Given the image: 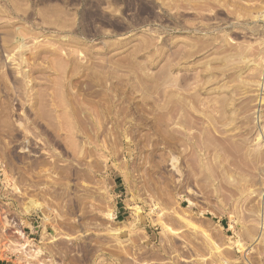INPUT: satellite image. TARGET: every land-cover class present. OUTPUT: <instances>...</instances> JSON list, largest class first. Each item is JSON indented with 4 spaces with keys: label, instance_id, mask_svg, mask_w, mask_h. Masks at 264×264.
Returning a JSON list of instances; mask_svg holds the SVG:
<instances>
[{
    "label": "rangeland",
    "instance_id": "374dc122",
    "mask_svg": "<svg viewBox=\"0 0 264 264\" xmlns=\"http://www.w3.org/2000/svg\"><path fill=\"white\" fill-rule=\"evenodd\" d=\"M0 262L264 264V0H0Z\"/></svg>",
    "mask_w": 264,
    "mask_h": 264
},
{
    "label": "bare ground",
    "instance_id": "6f19581e",
    "mask_svg": "<svg viewBox=\"0 0 264 264\" xmlns=\"http://www.w3.org/2000/svg\"><path fill=\"white\" fill-rule=\"evenodd\" d=\"M20 232V235L21 236H24V233H23V231H19ZM24 247V246H23Z\"/></svg>",
    "mask_w": 264,
    "mask_h": 264
},
{
    "label": "crops",
    "instance_id": "0c3cea01",
    "mask_svg": "<svg viewBox=\"0 0 264 264\" xmlns=\"http://www.w3.org/2000/svg\"><path fill=\"white\" fill-rule=\"evenodd\" d=\"M0 264H1V262H0ZM5 264H8V262H6Z\"/></svg>",
    "mask_w": 264,
    "mask_h": 264
}]
</instances>
